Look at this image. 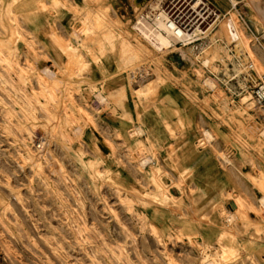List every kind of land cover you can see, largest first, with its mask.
Wrapping results in <instances>:
<instances>
[{
  "label": "rangeland",
  "instance_id": "1",
  "mask_svg": "<svg viewBox=\"0 0 264 264\" xmlns=\"http://www.w3.org/2000/svg\"><path fill=\"white\" fill-rule=\"evenodd\" d=\"M115 1L64 31L0 0V264H264V0H208L210 33L161 51L133 27L151 0ZM113 56L130 119L183 86L179 138L101 130L83 76Z\"/></svg>",
  "mask_w": 264,
  "mask_h": 264
},
{
  "label": "crops",
  "instance_id": "2",
  "mask_svg": "<svg viewBox=\"0 0 264 264\" xmlns=\"http://www.w3.org/2000/svg\"><path fill=\"white\" fill-rule=\"evenodd\" d=\"M6 4L12 3L15 6L18 3V6L22 10V14L26 16V19H32V21H21L22 24H32L39 26H47L50 24H58L62 26V28L66 29V26H69L74 23L76 16H74V12L71 9H83V16L88 14V11L91 14H95L98 10V2L97 0H3ZM16 1V2H15ZM139 2L140 0H127L124 5L125 6H133V2ZM103 4H115L117 1L115 0H101ZM60 13V14H59ZM60 15V16H59ZM82 16V17H83ZM21 17V16H20ZM60 17V18H59ZM59 18V19H58ZM78 18V17H77ZM37 42L43 46V43L49 42V38H47L46 33L41 34L37 39ZM117 57H112L109 61H103L101 63L91 62L93 65V71L86 73L83 77L86 81L94 83L99 92L98 95H102L104 99V104L102 106V114L101 119L99 121L101 130L108 134L111 132L112 135L116 133L124 134L132 132L134 128H140L145 132V136L148 135L147 129L148 127H152L155 131V136L160 138H169L168 140L174 141V138H179L181 134L176 128L178 122L182 119H190L189 116H193V111H195L193 103L192 105L188 101L187 96H185V92L182 85H176L174 87L175 90H172L169 94V101L164 100V104L161 103L165 110V113H159L157 110L153 108L152 104L146 103V105L141 104L135 98H132L128 101L129 109L131 110V118L128 116V112L125 108L120 106L117 101V95H119L122 87L120 85L115 84L113 86L111 81H107L111 79V75L117 70ZM112 80V79H111ZM108 84H106L107 82ZM115 81V80H113ZM86 82L81 87L82 92L86 90H90L92 85ZM110 83V84H109ZM109 87L110 90H105L104 93L102 91L105 87ZM128 88V86H126ZM184 93V94H183ZM113 95L115 99L110 98L109 96ZM189 103V106H188ZM152 107L154 112H148L149 117L141 118L139 109H150ZM176 108L181 110H187L185 113H180L175 111ZM193 110V111H192ZM166 112H170L167 114ZM167 115V119L164 116ZM164 118V119H163ZM147 121V125H143L140 121ZM167 121L169 124V132H164L163 124H160V121ZM166 129V128H165ZM188 136V135H187ZM190 136V134H189ZM173 138V139H172Z\"/></svg>",
  "mask_w": 264,
  "mask_h": 264
},
{
  "label": "built area",
  "instance_id": "3",
  "mask_svg": "<svg viewBox=\"0 0 264 264\" xmlns=\"http://www.w3.org/2000/svg\"><path fill=\"white\" fill-rule=\"evenodd\" d=\"M220 13L208 0H151L138 12L133 27L139 38L161 51L207 36ZM258 94L264 110V86Z\"/></svg>",
  "mask_w": 264,
  "mask_h": 264
},
{
  "label": "bare ground",
  "instance_id": "4",
  "mask_svg": "<svg viewBox=\"0 0 264 264\" xmlns=\"http://www.w3.org/2000/svg\"><path fill=\"white\" fill-rule=\"evenodd\" d=\"M232 5L234 6V5H236V4H235V3H232ZM220 15H221V14H219V18H220ZM20 87H21V86H20Z\"/></svg>",
  "mask_w": 264,
  "mask_h": 264
}]
</instances>
